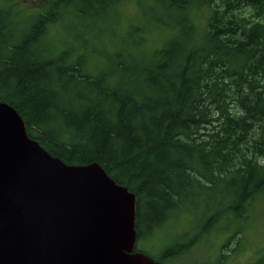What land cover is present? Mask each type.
Listing matches in <instances>:
<instances>
[{
    "label": "trees",
    "instance_id": "16d2710c",
    "mask_svg": "<svg viewBox=\"0 0 264 264\" xmlns=\"http://www.w3.org/2000/svg\"><path fill=\"white\" fill-rule=\"evenodd\" d=\"M122 1L54 0L14 32L1 10L0 102L51 156L97 163L134 195L136 241L147 236L141 227L151 233L237 179L221 208L192 209L206 222L167 247L155 261L163 264L225 214L244 220L264 193V0H150L149 22L169 33L162 45L149 55L116 51L97 70L85 46L47 45L66 13L83 22Z\"/></svg>",
    "mask_w": 264,
    "mask_h": 264
},
{
    "label": "water",
    "instance_id": "95a60500",
    "mask_svg": "<svg viewBox=\"0 0 264 264\" xmlns=\"http://www.w3.org/2000/svg\"><path fill=\"white\" fill-rule=\"evenodd\" d=\"M135 207L99 164L51 156L0 102V264H157L134 251Z\"/></svg>",
    "mask_w": 264,
    "mask_h": 264
},
{
    "label": "rangeland",
    "instance_id": "374dc122",
    "mask_svg": "<svg viewBox=\"0 0 264 264\" xmlns=\"http://www.w3.org/2000/svg\"><path fill=\"white\" fill-rule=\"evenodd\" d=\"M53 2L54 0H0V11L7 10V14L9 13L8 16H1L4 21H10L8 31L14 32L23 26L25 18L47 12ZM151 4L150 0H123L108 15L87 17L83 22L66 13L63 20L60 19L48 28L47 45L50 47L52 44L58 50L74 49L75 53L82 50V45L85 46L90 54L91 61H88L92 70L100 69L99 65L104 67L108 57L119 50L131 51L133 55L136 52L149 55L169 35L163 24L155 27L149 22L147 7ZM203 15L206 16V12L196 16L200 29L205 26ZM166 19L171 21L170 18ZM136 43L142 47L138 49ZM126 62L130 63L128 60ZM237 181L234 178L225 188H212L198 199L197 207L183 206L174 219L153 229L151 233V227H141L147 236L138 239L135 248L154 261L159 260L167 247L176 241L182 242L183 237L197 234L206 222L205 216L195 215L192 209L201 212L205 204H210L218 210L222 202L230 200V190L236 187ZM221 219L223 220L204 233L194 245L169 257L163 264H263L264 193L251 203L244 220H237L232 214H225Z\"/></svg>",
    "mask_w": 264,
    "mask_h": 264
}]
</instances>
